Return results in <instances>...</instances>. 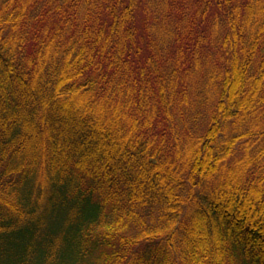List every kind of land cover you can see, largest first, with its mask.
I'll return each instance as SVG.
<instances>
[{
	"label": "trees",
	"instance_id": "1",
	"mask_svg": "<svg viewBox=\"0 0 264 264\" xmlns=\"http://www.w3.org/2000/svg\"><path fill=\"white\" fill-rule=\"evenodd\" d=\"M0 264H264V0H0Z\"/></svg>",
	"mask_w": 264,
	"mask_h": 264
}]
</instances>
